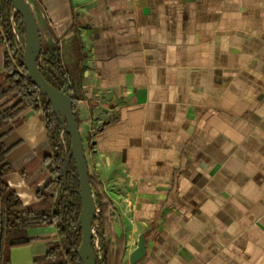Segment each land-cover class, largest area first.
Here are the masks:
<instances>
[{"label": "crops", "instance_id": "crops-1", "mask_svg": "<svg viewBox=\"0 0 264 264\" xmlns=\"http://www.w3.org/2000/svg\"><path fill=\"white\" fill-rule=\"evenodd\" d=\"M27 1L81 95L89 177L120 239L109 263L129 264L143 234L136 264H264V0ZM6 52L0 27V75ZM20 117L0 129L5 179L47 210L44 115ZM28 236L9 264H47L60 243L54 225Z\"/></svg>", "mask_w": 264, "mask_h": 264}, {"label": "trees", "instance_id": "trees-1", "mask_svg": "<svg viewBox=\"0 0 264 264\" xmlns=\"http://www.w3.org/2000/svg\"><path fill=\"white\" fill-rule=\"evenodd\" d=\"M13 6L9 0H0V27L1 37L7 47L4 55V72L0 75V129L13 122V127L23 123L24 118L20 115L26 111L42 113L47 133L49 154L45 156L44 162L47 172L54 180L42 191L39 197L52 200V191L55 188L58 196L52 207L47 210L32 211L26 209L17 194L8 185L5 176L11 171L7 161V149L0 136V264H9V252L13 248L29 245L31 239L28 230L40 226H55L60 243L52 246L44 257L47 264H82L77 249L80 243L79 227L80 200L79 185L76 168L70 157V139L65 133L66 145L63 146L60 132L63 125L57 115L42 95L39 88L27 75L26 66L17 48L15 37L12 32L9 17ZM16 21H22L21 17L13 12ZM25 34V30L21 29ZM39 72L43 79L55 89H62L69 85L68 95L72 100V110L78 124L79 120V90L70 85L69 77L61 64L59 48L57 46L42 47L40 57L37 61ZM15 100L12 104H7ZM67 164V169H66ZM90 186L95 197L99 213L97 216L98 227L96 236L103 250V261L96 264H110L109 246L106 243L107 219L104 217L107 205L111 203L102 201L100 183L89 177ZM94 237L92 238V246ZM119 264V263H118Z\"/></svg>", "mask_w": 264, "mask_h": 264}, {"label": "water", "instance_id": "water-1", "mask_svg": "<svg viewBox=\"0 0 264 264\" xmlns=\"http://www.w3.org/2000/svg\"><path fill=\"white\" fill-rule=\"evenodd\" d=\"M13 9L21 17L28 39V60L24 63L27 75L39 88V91L51 104L56 114L64 117L63 127L70 139V157L72 158L79 185V230L80 243L77 255L82 264H96V256L92 246L93 221L97 208L90 182L83 141L76 123L72 100L68 95L69 85L58 90L49 85L41 76L37 61L42 51V39L34 13L26 0H9ZM145 254V237L140 235L136 248L129 254V264H136Z\"/></svg>", "mask_w": 264, "mask_h": 264}, {"label": "rangeland", "instance_id": "rangeland-1", "mask_svg": "<svg viewBox=\"0 0 264 264\" xmlns=\"http://www.w3.org/2000/svg\"><path fill=\"white\" fill-rule=\"evenodd\" d=\"M14 24H15V43H16V46L17 48L21 51V56L24 60V52L26 51V48L28 47V39H27V36L26 34H23L21 32V29H24V24H23V21H16L15 18H14ZM66 139H65V143H66ZM94 195V194H93ZM98 216V214H97ZM97 216L94 218V221H95V225L98 227V223H97ZM106 237H105V241L106 243L108 244L109 246V249L111 247V245L113 246L112 244V241H118V242H114L116 247H119L120 245V242L119 240L120 239H117L116 236L113 234V233H108V231H106Z\"/></svg>", "mask_w": 264, "mask_h": 264}, {"label": "built area", "instance_id": "built-area-1", "mask_svg": "<svg viewBox=\"0 0 264 264\" xmlns=\"http://www.w3.org/2000/svg\"><path fill=\"white\" fill-rule=\"evenodd\" d=\"M13 12H14V9L11 12V15L9 17V21H10V24H11L12 32L15 35V24H14ZM56 115H57V118L60 121V123L63 125L65 123L64 117L59 115V114H56ZM65 133H66V130H65L64 127H62V130L60 132V139H61V142H62L63 146L66 145V143H65ZM66 169H67V164H66ZM98 213H99V209L96 208L95 217L97 216ZM96 229H97V226L95 225V221H93V237H94L93 250L95 252L96 260H98L99 263H102V261H103V250H102L101 243L99 242V239L96 236V233H95ZM76 231H77V234L80 232L79 227L76 229Z\"/></svg>", "mask_w": 264, "mask_h": 264}, {"label": "bare ground", "instance_id": "bare-ground-1", "mask_svg": "<svg viewBox=\"0 0 264 264\" xmlns=\"http://www.w3.org/2000/svg\"><path fill=\"white\" fill-rule=\"evenodd\" d=\"M24 59L25 61L28 60V49H26V51L24 52Z\"/></svg>", "mask_w": 264, "mask_h": 264}]
</instances>
